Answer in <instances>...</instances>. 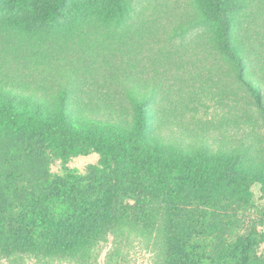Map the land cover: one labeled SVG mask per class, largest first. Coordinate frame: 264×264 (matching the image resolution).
<instances>
[{
  "label": "trees",
  "instance_id": "16d2710c",
  "mask_svg": "<svg viewBox=\"0 0 264 264\" xmlns=\"http://www.w3.org/2000/svg\"><path fill=\"white\" fill-rule=\"evenodd\" d=\"M189 1L193 13L173 21V36L198 31L200 46L235 66L264 113L262 87L248 72L262 64L244 14L250 4ZM144 5L0 0V69L9 57L20 61L27 44L31 61L39 58L34 42L45 34L78 35L90 24L133 29L138 17L147 20ZM41 64L32 71L42 80ZM59 103V111L44 112L32 97L0 89V263L30 257L40 264H98L109 246L106 264H129L132 248L140 246L152 264H264L257 251L264 243V207L258 209L253 191L260 185L264 202V162L249 167L240 151L214 154L205 146L189 155L164 145L152 133L149 102L141 96L131 100V125L115 129L73 124L65 92ZM93 154L99 163L85 172L51 170L55 161Z\"/></svg>",
  "mask_w": 264,
  "mask_h": 264
},
{
  "label": "rangeland",
  "instance_id": "374dc122",
  "mask_svg": "<svg viewBox=\"0 0 264 264\" xmlns=\"http://www.w3.org/2000/svg\"><path fill=\"white\" fill-rule=\"evenodd\" d=\"M246 1L250 4L244 14L248 15L251 43L259 45L262 53V64L250 65L248 72L264 93V0ZM143 3L149 9L147 20L138 17L133 29L119 32L90 24L78 35L65 31L45 34L34 42L35 55L39 57L34 58L35 62L30 59V46L25 45L22 48L28 52H22L20 61L9 57L2 64L0 89L19 98L32 97L44 112L59 111L65 92L71 123L102 124L113 129L131 125V100L141 96L149 102L152 133L164 145L189 155L199 153L205 146L214 154L240 151L249 167L264 162V113L249 87L237 79L235 66L211 47H201L198 31L185 37L173 36L172 27L187 21L193 13L190 1ZM37 63L41 64L37 66L39 72L47 70L41 72L45 74L42 80L32 71ZM98 163L99 156L93 154L67 163L55 161L51 170L85 172ZM253 191L254 202L262 210L261 186L255 185ZM259 226L264 233V224ZM108 250L109 246L105 247L98 264H106ZM257 251L264 257V243ZM152 263V256L142 247L132 248L129 264ZM13 264L40 262L23 257Z\"/></svg>",
  "mask_w": 264,
  "mask_h": 264
}]
</instances>
